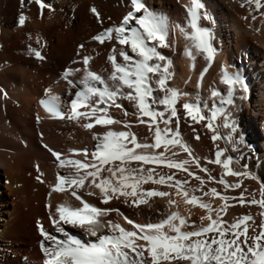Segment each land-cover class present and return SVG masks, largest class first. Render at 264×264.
<instances>
[{
  "label": "bare ground",
  "instance_id": "6f19581e",
  "mask_svg": "<svg viewBox=\"0 0 264 264\" xmlns=\"http://www.w3.org/2000/svg\"><path fill=\"white\" fill-rule=\"evenodd\" d=\"M50 3L55 11L44 9L41 17L39 6L34 0H24L23 7L20 0H0V88L7 92V98L0 93V264H44V256L40 248L43 237L38 230V222L42 223L47 232L60 236L56 232L49 218L50 203L53 211L55 208L68 201L72 206H80L79 201L70 195L71 190L64 193L53 192L51 186L57 183V173L74 176L75 171L66 167L59 168L58 162L47 151L44 145L58 153H63L66 144L69 150L78 158L84 159L82 150L90 153L95 150L97 141L93 138L96 134H103L109 128L115 131L124 130L120 124L101 126L96 125L89 130L82 126L84 121L77 122L53 118L40 104L45 99V90L52 89L51 96H58L61 108H66L68 102L73 99L76 89L70 87L62 79L63 72L68 68H83L79 45L84 44L85 54L92 57L88 66L92 71L108 78L112 70L108 56L113 45L119 49L121 46L115 41H106L103 45L93 41L92 37L103 28L115 26L121 23L122 18L132 10L129 0H45ZM146 6L159 15H163L169 25V41L171 46L158 49L163 55L172 61V78L169 86L180 90L182 98L177 105L180 114L179 131L181 138L193 151V155L199 159L202 167L209 169L210 175L219 179L224 170L216 164H209L208 160L215 158L217 150H224V156L233 158L232 167L236 170H246L264 180V8L255 10V6H249L246 0H201L204 9L212 20L201 18L200 25L209 28L214 36L212 41L217 49L215 59L209 62L206 54L196 53L195 67L185 51L189 41L180 32V26L187 27V8L191 7V0H143ZM96 7L101 14V25L90 11ZM24 14L27 17L23 27L18 26V17ZM139 15V14H138ZM255 17V19H253ZM137 27L135 23L131 25ZM29 34L33 37L28 39ZM40 43H36V38ZM37 48L46 58L41 61L30 54L28 45ZM129 55H133L130 49H126ZM118 62L122 58L117 55ZM76 61V63H73ZM229 72L238 71L244 80L247 90L243 91L237 86L233 94L234 104L221 105L219 97L213 98V91H221L227 98L228 89L222 81L224 68ZM204 73V79L200 81V75ZM82 73H75L71 79L79 81ZM250 89V90H249ZM251 91V92H250ZM159 95L160 93H156ZM243 96V99H241ZM201 102L204 113L210 116L215 107H224L239 124L238 131H242L245 140L249 142L243 152L239 153V143L233 144L227 141L228 129L223 128L222 118L214 121L217 132L224 139L211 140V130L205 127L207 121L196 123L184 115L182 104L185 102ZM124 108L131 113L135 109L127 100L119 101ZM248 105V113L244 111ZM103 107V105H101ZM84 109H81L83 111ZM109 115L117 120H127L134 125L132 131L141 142H154V130L150 131L145 124H139L132 115L124 116L122 109L115 107L109 109ZM37 116L40 121L37 122ZM147 119V118H145ZM160 127L164 125L161 123ZM199 135L200 139H196ZM250 140V141H249ZM64 151H63V150ZM76 150V151H74ZM164 152V148L156 150ZM173 152L177 153L173 155ZM68 154V153H67ZM167 158L175 161L191 159L178 146H169V151L164 153ZM243 157V158H242ZM223 159V157H222ZM119 163L118 161L116 162ZM39 165L42 179L40 183L36 176L39 174L36 166ZM155 167L157 173L167 174L169 170L163 165H146L145 168ZM190 171L201 176L205 180V189L217 188L222 194L236 199L227 202L226 214L223 219L234 222L244 215L254 217L255 226L250 227V234L259 231V224L264 221V209L258 205H241L239 195L246 188L245 200L252 196L260 198L259 182L248 178L225 176L232 184L242 183V189L225 190L223 185L209 179V173L201 172L194 163L188 166ZM177 179L187 178L189 186L198 184L194 177H187V173L180 170H171ZM70 174V175H69ZM103 175V174H102ZM88 184V183H87ZM86 184V185H87ZM143 189H155L167 191L170 197H153L149 204L136 207L125 198H114L108 205H104L98 195L88 196L87 191L79 190L78 194L101 208L118 209L103 219L105 222L118 223L126 229H131L124 220V216L136 223H157L166 218L171 212H179L189 225L195 222L201 223L200 217L207 212L196 205H187L182 193L177 195L174 187L167 185H154L148 183L142 185ZM98 192V190H95ZM197 196L202 193L197 191ZM169 199L175 200V204H169ZM205 202H210L214 209L224 207L225 202L218 197H203ZM215 215V213H213ZM205 225L208 224L204 220ZM253 224L252 221L249 222ZM66 231L84 241L96 242L97 237L90 236L83 229L64 225ZM184 230H191L185 228ZM109 234L111 229H101L98 235Z\"/></svg>",
  "mask_w": 264,
  "mask_h": 264
},
{
  "label": "snow or ice",
  "instance_id": "6c2138e0",
  "mask_svg": "<svg viewBox=\"0 0 264 264\" xmlns=\"http://www.w3.org/2000/svg\"><path fill=\"white\" fill-rule=\"evenodd\" d=\"M39 6L41 17L44 9L55 11L50 3L45 0H34ZM132 5L120 24L103 28L92 37L93 41L103 45L106 41H115L121 47L115 45L111 48L108 61L112 70L106 79L102 75L92 71L88 66L92 57L84 53L85 45L80 44L77 56L81 57L83 68L65 69L62 75L67 84L76 89L73 99L68 102L66 108H61L58 96H51V88L45 90V99L40 104L53 117L57 119L84 121L82 126L93 129L96 125L110 126L120 124L124 130H106L103 134L94 135L97 141L95 150L90 153L88 159L87 149L82 150L85 161H66L61 159V153L54 151L47 145L44 147L59 167L71 164L77 169L74 176L57 173L56 180L51 186V192L64 193L71 190L70 195L79 201L80 206H72L67 200L58 205L53 211L49 203V218L60 236L47 232L42 223L38 222V230L43 240L40 248L44 256V264H264V221L259 224V231L250 234V227L255 226L254 217L244 215L234 222L223 219L226 214L229 197L222 194L217 188L205 189V180L190 171L187 167L194 163L201 172L209 173V179L223 185L225 190L242 189V183H229L225 176L236 178H248L259 182L260 198L245 200L247 189L244 188L238 202L241 205H258L264 209V180L246 170H236L232 167L233 158L224 156V150H217L215 158L208 160L209 164H216L224 170L219 179L210 175L209 169L201 166L199 159L193 155L192 149L183 142L179 131L180 114L177 105L182 94L179 89L170 87L172 78V61L163 55L158 49L170 47L169 25L163 15L150 10L143 0H129ZM249 6L254 5L255 10L264 8V0H246ZM21 6L24 0H20ZM191 7L187 8L189 17L187 27L180 26V32L190 42L185 55L193 61L195 67L196 53L206 54L209 62L214 61L217 49L212 41V31L200 25L201 18L212 20L207 12L201 13L204 4L201 0H191ZM90 11L102 25L101 14L96 7ZM139 14V15H138ZM255 19V17H253ZM27 20L26 15L18 17V26L23 27ZM135 23L137 27L131 25ZM29 40L33 37L28 36ZM40 43V38H36ZM126 49H130L133 55H129ZM30 54L43 61L46 58L37 48L28 45ZM117 55L122 58L118 62ZM76 63V61H73ZM200 75V81L204 79V73ZM75 73H82L79 81L72 77ZM222 81L227 86V98L221 91H213L211 96L219 97L221 105L231 106L234 104L233 94L237 86L246 91V85L238 71L229 72L225 67L222 73ZM5 98L7 92L0 88ZM156 93H160L157 95ZM243 99V96H241ZM127 100L133 105L134 111L129 112L119 101ZM103 105V107H101ZM122 109L125 117L132 115L139 124L147 125L150 131L154 130V142H141L131 129L134 126L127 120H117L109 115L110 108ZM204 105L201 102H188L182 104L184 115L191 121L200 123L207 121L205 127L211 130V140L215 143L224 137L217 132L214 121L222 118L223 128L228 129L227 141L233 144H245V137L241 133L237 140L239 124L233 115L224 107H215L210 116L204 113ZM81 109H84L81 111ZM147 118V119H145ZM40 117L37 116V122ZM164 127L161 128L160 124ZM196 139H200L199 135ZM169 146H178L191 159L175 161L167 158L164 153L169 151ZM164 148V152L156 150ZM76 151V150H74ZM177 153L173 152V155ZM223 157V159H222ZM119 162L118 164L116 162ZM146 165H163L169 172L157 173L155 167L145 168ZM247 168V165H244ZM180 170L187 173V177H194L198 184L189 186L187 178L177 179L171 170ZM39 173L36 179L45 183L42 179L39 165L36 166ZM83 170V173H81ZM103 174V175H102ZM88 183V196L98 195L104 205H108L114 198H125V203L132 205L149 204L153 197H170L167 191L155 189H143L142 185L152 183L154 185H167L174 187L177 195L182 193L187 205H196L206 210L207 215L200 217L201 223L188 224L179 212H171L166 218L157 223L140 224L124 216V220L131 229H126L118 223L103 219L118 209L101 208L87 202L82 195L78 194ZM95 190H98L95 191ZM199 191L201 196L195 195ZM203 197H218L224 201V207L214 209L210 202H205ZM169 204L176 201L169 199ZM215 213V215H213ZM264 216V213H261ZM204 220L208 224L203 223ZM253 224L250 225L249 222ZM64 225L79 227L90 236L97 237L96 242L84 241L66 231ZM110 228L112 234L98 235L101 229ZM190 228L191 230H184Z\"/></svg>",
  "mask_w": 264,
  "mask_h": 264
},
{
  "label": "rangeland",
  "instance_id": "374dc122",
  "mask_svg": "<svg viewBox=\"0 0 264 264\" xmlns=\"http://www.w3.org/2000/svg\"><path fill=\"white\" fill-rule=\"evenodd\" d=\"M250 90V89H249ZM251 92V91H250ZM249 109H248V105H245V108H244V111H245V113L247 114L249 111H248ZM242 133V131H238V134H237V140L239 139V134H241ZM243 134V133H242ZM244 135V134H243ZM250 141V140H249ZM249 144V142L248 141H246L245 140V144H240L239 143V153H241V152H243L244 150H245V148H246V145H248ZM62 146L64 147V150L65 149H67V151L68 152H66V150L64 151L63 149V153H61L62 155H61V159H63V160H66V161H74V160H83L84 159V157L82 156L81 157V159L80 158H78V156H76V154H74L73 152H71L70 150H69V148H68V146H66V144H62ZM68 153V154H67ZM243 158V157H242ZM66 169H68L69 170V172H71V171H77V169L75 168V166H73V165H71V164H66ZM61 167H56L55 168V170H58V169H60ZM249 167L247 166V168H246V170L248 169ZM70 169H71V171H70ZM81 173H83V170H81ZM70 175V174H69ZM236 180H239V178H236V177H234ZM87 184V182L85 183V187H84V189H82L83 191L85 190V191H88L89 189H88V184Z\"/></svg>",
  "mask_w": 264,
  "mask_h": 264
}]
</instances>
